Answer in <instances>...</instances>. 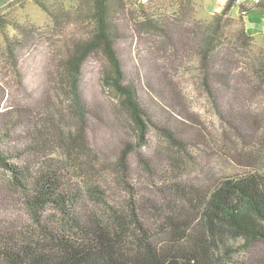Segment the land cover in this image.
<instances>
[{
  "label": "rangeland",
  "instance_id": "obj_1",
  "mask_svg": "<svg viewBox=\"0 0 264 264\" xmlns=\"http://www.w3.org/2000/svg\"><path fill=\"white\" fill-rule=\"evenodd\" d=\"M44 1L50 11L63 7L57 13L65 17L55 20L34 0H0V21L6 25L2 29L0 24V111L24 108L23 112L36 116L47 113L55 130L76 133L77 112L64 60L70 45L93 30L87 17L92 2ZM187 1L116 0L109 2V14L125 26L117 43L125 79L134 83L140 94L145 92L143 88L156 89L166 107L178 113L177 120L184 128L199 133L194 139L197 145L179 150L149 126L146 145L139 146L123 99L107 79L111 68L104 53L97 49L82 64L80 92L88 110L87 123L94 130L88 129L87 139L71 151L65 146L57 148L56 156L67 162L80 183L96 184L105 191L107 208L125 203L129 193L125 184L140 193L137 199L141 195L164 199L168 182L202 188L222 178L252 172L264 175V79L256 72L257 64L264 60L263 15L252 9L248 19L247 15L228 14L220 20L217 43L222 51L230 52L236 81L230 88H218L216 99H212L203 83L197 38L191 35L188 44L180 43L176 52L159 32L138 21L144 13L164 14L199 34L214 20L215 12L209 14L204 2L198 8ZM5 35L20 43H11L9 48ZM155 115V123H159L162 111ZM124 141L135 148L127 174L117 160ZM157 168L162 172L157 173ZM10 179L0 162V220L26 217ZM221 264H264V244L232 240L223 251Z\"/></svg>",
  "mask_w": 264,
  "mask_h": 264
},
{
  "label": "trees",
  "instance_id": "obj_2",
  "mask_svg": "<svg viewBox=\"0 0 264 264\" xmlns=\"http://www.w3.org/2000/svg\"><path fill=\"white\" fill-rule=\"evenodd\" d=\"M34 1L55 20L66 15L57 13L63 7L58 6L54 12L44 0ZM91 2L87 17L92 20L93 30L87 38L70 45L64 60L76 106L77 132L55 130L47 113L36 116L23 112L24 108L0 111V162L26 213L25 218L0 220V264H221L223 251L232 240L264 244L262 173L222 178L202 188L168 182L164 199L144 195L137 199L140 193L125 184L129 189L125 203L107 208L105 191L96 184L80 183L72 176L67 162L56 156L57 148L65 146L71 151L87 139L88 129L94 130L87 123L89 115L79 82L83 62L97 49L109 62L107 79L123 99L139 146L146 145L149 126L159 130L179 150L198 144L194 139L199 133L191 134L184 128L185 124L177 120L178 113L166 107L156 89L143 88L147 94L143 96L134 83L125 79L117 53L125 26L109 14V2L114 4L116 0ZM236 3L237 0H227L199 34L164 14L144 13L138 21L159 32L176 52L180 43L188 44L191 35L197 38L203 83L209 96L216 99L218 88H230L236 81L230 52L222 51L217 43L219 22ZM243 9L240 6L242 18L247 15L242 14ZM0 24L2 29L6 26L2 21ZM5 41L9 48L11 43H20L7 35ZM257 67V74L264 79V60ZM160 110L162 119L158 116L160 122L155 123V114ZM129 143H120L117 151L119 166L126 174L135 149ZM156 172L162 171L157 168Z\"/></svg>",
  "mask_w": 264,
  "mask_h": 264
},
{
  "label": "crops",
  "instance_id": "obj_3",
  "mask_svg": "<svg viewBox=\"0 0 264 264\" xmlns=\"http://www.w3.org/2000/svg\"><path fill=\"white\" fill-rule=\"evenodd\" d=\"M191 1L195 3L198 8H201L199 3L204 2L203 7H205L206 5V7L209 10L208 13L213 14L214 12L220 11L221 8L225 5L227 0H191ZM240 6L244 7V9L247 11L246 19H248V15L252 11V9L254 12L258 13L259 15L261 16L263 15L262 25H264V10L261 8L260 5H258V3L254 2L253 0H239V2H237L235 5V14H232L233 7L230 9L229 14L233 16L239 14ZM251 28H253V25Z\"/></svg>",
  "mask_w": 264,
  "mask_h": 264
},
{
  "label": "built area",
  "instance_id": "obj_4",
  "mask_svg": "<svg viewBox=\"0 0 264 264\" xmlns=\"http://www.w3.org/2000/svg\"><path fill=\"white\" fill-rule=\"evenodd\" d=\"M238 2H239V0H237ZM254 2H256V3H259V2H264V0H253ZM247 12H246V10L245 9H243L242 10V14H246Z\"/></svg>",
  "mask_w": 264,
  "mask_h": 264
}]
</instances>
